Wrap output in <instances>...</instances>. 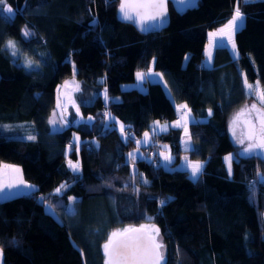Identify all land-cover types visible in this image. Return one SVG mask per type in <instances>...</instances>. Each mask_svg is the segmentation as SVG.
<instances>
[{
    "label": "trees",
    "instance_id": "16d2710c",
    "mask_svg": "<svg viewBox=\"0 0 264 264\" xmlns=\"http://www.w3.org/2000/svg\"><path fill=\"white\" fill-rule=\"evenodd\" d=\"M118 3L0 5V164L19 166L23 180L35 187L32 198L0 201L4 264H105L111 233L142 224L159 229L163 264H264V159H232L230 173L223 161L237 149L227 134L230 117L256 103L245 82L257 81L264 90V0H198L183 14L168 3V25L147 34L118 19ZM237 7L243 14L234 33L238 56L218 46L209 70L198 69L207 31L223 25ZM150 64L175 77L180 101L202 119L189 124L188 135L204 140L211 152L181 149L179 129L136 144L154 122L176 117L159 83L123 89ZM69 78L79 82L74 101L91 121L52 130L56 88ZM258 106L264 111V104ZM161 144L171 148L170 167H162L153 150ZM181 157L203 165L198 178L177 166ZM68 159L78 160L77 173Z\"/></svg>",
    "mask_w": 264,
    "mask_h": 264
},
{
    "label": "snow or ice",
    "instance_id": "6c2138e0",
    "mask_svg": "<svg viewBox=\"0 0 264 264\" xmlns=\"http://www.w3.org/2000/svg\"><path fill=\"white\" fill-rule=\"evenodd\" d=\"M5 0H0V5H3ZM166 5L164 0H150V2H142V0H137V2H130V0H121L120 4V13L121 18L124 20L139 22L142 26L146 21H156L159 17L163 21L165 16ZM0 11H3V8H0ZM7 12L10 15H14L13 9L11 7L7 8ZM243 14L241 13L239 7L235 9V13L232 17V20L225 26V28L220 29L221 35H227L229 40H231L232 33L242 27ZM25 36H28L29 33L25 32ZM216 33H211L210 36H215ZM219 43V42H217ZM233 48L235 44L233 43ZM9 47H14V44L10 41ZM15 55V53H13ZM211 53H209V57ZM137 77L140 80L144 79L143 73H137ZM247 83V82H246ZM250 93L254 91L253 85L248 84ZM257 97L261 104H264V90H260L257 93ZM107 98V97H106ZM181 108H187V105H181ZM78 111V109H77ZM250 111L256 112V120L259 122V128L257 129L256 125L253 124L250 120L247 122L249 126L247 139L251 141L240 153L241 155H251L255 150H264V111H261L256 107L255 104L251 106ZM55 115V114H54ZM211 115V111H209ZM243 115V113H241ZM51 123L55 124L56 121L52 120ZM175 126H179V121ZM162 130H167V125L163 127ZM185 131L187 128L185 126ZM121 132H124V126L121 125ZM235 135V131H233ZM145 143L148 139V133L144 134ZM33 139V137H29ZM139 143V142H137ZM239 143L244 144V139H240ZM187 147V145H186ZM163 155V153H161ZM131 159H135L136 156L133 153L129 154ZM173 158L171 155H164V160L171 162ZM187 160V157L184 158ZM226 160L229 161V170L231 167V156L226 157ZM73 171L78 170V165L71 164ZM191 168V175L193 178H198L199 174L202 172L203 165L199 162L189 163L188 165ZM8 168V166H5ZM11 173H19L20 169L12 168L10 169ZM14 178H10L9 172H5L4 180L0 181V192L5 190H10L12 188L18 187L19 185L13 182ZM147 183V181H143ZM20 184L23 181H19ZM26 187H32L27 186ZM64 185H61L60 188L56 189L57 193L61 192V189L64 188ZM164 201H161V204H164ZM51 211V209H49ZM155 233V234H153ZM159 235V229L153 228L150 232L145 231L143 226L140 229H124L121 231H114L111 233V236L107 243L104 245L105 254L108 257L106 264H163L165 257L162 255L160 249L163 247L162 244L157 242L156 237Z\"/></svg>",
    "mask_w": 264,
    "mask_h": 264
},
{
    "label": "crops",
    "instance_id": "0c3cea01",
    "mask_svg": "<svg viewBox=\"0 0 264 264\" xmlns=\"http://www.w3.org/2000/svg\"><path fill=\"white\" fill-rule=\"evenodd\" d=\"M234 13H235V10L233 11L232 16L234 15ZM242 24H243V22H242ZM222 28H225V26L217 27L215 29H211V30L207 31V33H206V41H205V44L203 47V59H202L203 69H202V71L207 72L209 70V68L211 67V64L213 61L214 50L218 46H225L228 49L231 57L236 58L238 56L236 45H235V48H233V46H232L233 41H234V33H232L231 40H229L228 36L226 38V35L220 34L219 30ZM211 33H216L217 35L210 36ZM217 42H219V43H217ZM234 44H235V42H234ZM209 53H211L210 57H209ZM185 64H186V60L183 62L182 67H185ZM137 73H143L144 79L143 80L138 79ZM154 73H156V74L160 73L163 76H161L159 79V78L155 77ZM147 82L159 83L164 94L166 95V97L169 99L172 106L174 107L175 114H176L175 119L172 121L161 122V123L160 122H154L153 123V127H154L153 132H155L156 134H160L163 132H167L170 129H179V130H181L180 139H179V147L181 149L189 150V149L195 148V149H198L200 152H204V151H202V149H203V146L205 145V141L200 140V139L195 138V137H190L188 135L189 124L194 123L196 121H200L202 119L196 118L193 115V113L191 112L190 108H188V107L187 108H181L180 107L181 105H186V104L180 101L179 87H178L177 82L175 81V77L172 76V74L154 71L152 69V64H150V66L147 70L136 72L134 75L133 83L129 84V85L128 84L124 85L123 89L126 90V89H130V88H136L139 91H143L144 85ZM63 84H65V86L62 89ZM248 84L253 85L254 91H252L251 93L249 91V88L247 87ZM57 87H58V91L55 93L56 103H55V107H54V110H53L51 118H50V121L55 120L56 123L53 124L50 122V125L52 124V126L55 130H60L62 128H67L69 125L75 126V125H78L80 123H84V121L90 122L91 121L90 118H87V117L83 118L81 116L79 110L77 111L78 107L74 101V95L80 89L79 82L74 78H69V79L65 80L64 82L60 83ZM59 87H61L62 91L59 90ZM56 90H57V88H56ZM260 90H261V88H260L257 81H255L253 83L247 82V84H245V91L249 94H252L256 100V103H254V102H251V103H254L257 106L261 102L259 101L258 97H256L255 94H256V92H258ZM171 94L176 99L177 106H178L177 108H175V105H173V103H172ZM101 95H102V97L106 98L104 91L101 92ZM178 121H179V126H175ZM165 125H167V130H162ZM185 126L187 128V132L185 131ZM188 137H190V138H188ZM73 139L77 140V137L74 136ZM150 139H151V132L148 133V139H147L146 143H145L144 134L140 138H138L137 142H139V144H141V145H145V144H148L150 142ZM182 140H183V143H182ZM186 145H187V147H186ZM153 150H154L158 160L161 162V164H167L168 167H170L171 164L174 162V157L171 153V148L169 145L161 144V145H158ZM210 150L211 149H209L205 153L211 152ZM69 151H70L69 149H66V153H68ZM161 153H163V155H161ZM164 155H171V157L173 159L171 160L170 163L164 160ZM184 158L185 157H181L177 166L179 168H181L182 170L187 171L188 174L193 178V176L191 175V168L188 165L190 162L196 163L198 161H188V160H185ZM70 162H71V164L78 165L77 171H73L72 167L70 166ZM66 165L71 171H73L75 173H77L79 171L78 160L68 159L66 161ZM5 166H8V168H6ZM10 169H11V167L9 165H3V163L0 164V181L4 180L5 172H9V176H10V178H12ZM25 185L32 186V187H26ZM34 189H35V187L33 185L24 181L18 187L12 188L10 190H5L4 192H0V201L6 200L8 198L15 197L18 195H22V194L24 195L26 193L32 192ZM47 212L51 214L52 211L47 209Z\"/></svg>",
    "mask_w": 264,
    "mask_h": 264
},
{
    "label": "rangeland",
    "instance_id": "374dc122",
    "mask_svg": "<svg viewBox=\"0 0 264 264\" xmlns=\"http://www.w3.org/2000/svg\"><path fill=\"white\" fill-rule=\"evenodd\" d=\"M6 9V13L8 14L7 12V7H5ZM4 9V10H5ZM10 15V14H8ZM11 16V15H10ZM233 17V16H232ZM232 17L229 18L223 25H221L220 27L222 26H226L231 20H232ZM238 30V29H237ZM236 31V30H235ZM235 31L233 33H235ZM226 38H227V35H226ZM234 43V41H233ZM155 77L156 78H159L163 75H161L160 73L156 74L154 73ZM155 78V79H156ZM133 83V82H132ZM130 83V84H132ZM245 84H247L245 82ZM129 85V84H128ZM65 84L62 85V89L64 88ZM61 87H59V90L62 91ZM58 91V87H57V90L56 92ZM257 93V92H256ZM256 97H257V94H255ZM171 99H172V103L173 105H175V108H177V102H176V99L172 96L171 94ZM254 103H247L245 106H242L240 109H237L234 114H232V116L230 117L229 119V122H228V125H227V134H228V137L230 139V141L237 146V149H236V153H231V154H227L224 156L223 158V161L225 163V167H226V170L227 172H231V167H230V170H229V161L226 160V157H229L231 156V160L232 159H237L238 157H258V158H261V159H264V150H255L253 154L251 155H241L240 153L242 152V150L247 146L248 143H250L251 141H249L247 139V135H248V130H249V126H248V121L250 120L253 124L256 125L257 129L259 128V122L256 120V112L255 111H250L251 109V106L253 105ZM256 105V104H255ZM256 107L258 109H260L257 105ZM241 113H243V115H241ZM50 123V121H49ZM51 129L52 130H55L52 126V124L50 125ZM117 127V125H116ZM233 131H235V135H233ZM152 133H155V132H151V136H152ZM190 138V137H188ZM240 139H244V144H241L239 143V140ZM182 143H183V140H182ZM139 146H142L141 144L138 143ZM146 145V144H145ZM203 150L206 151L203 147ZM202 150V151H203ZM152 162V161H151ZM154 163V162H152ZM3 165H9L12 168H18L20 169L19 166L15 165V164H9V163H3ZM162 167H168L167 164H162ZM131 171H134V167L131 166ZM11 176L12 178H14L13 182L17 183L18 185H20L19 181H23V177H22V173H21V169H20V172L19 173H11ZM260 179L264 180V170L263 172L260 174ZM24 182V181H23ZM72 200L70 201L69 203V206H68V210L69 211H72ZM141 226H143L144 228H146V230L148 232H150L154 227L148 225V224H142ZM124 229H127V228H124ZM155 234V233H153ZM157 239V242L160 243V238L159 236L156 237ZM162 250V249H161ZM77 264H81V263H77Z\"/></svg>",
    "mask_w": 264,
    "mask_h": 264
},
{
    "label": "water",
    "instance_id": "95a60500",
    "mask_svg": "<svg viewBox=\"0 0 264 264\" xmlns=\"http://www.w3.org/2000/svg\"><path fill=\"white\" fill-rule=\"evenodd\" d=\"M130 2H137V0H130ZM142 2H150V0H142ZM164 2H165L166 7L164 9L165 16H164L163 21H161V19L158 17L156 21L148 20L142 26L139 22L124 20L121 18V13L119 11L121 0H119V3H118L117 16L121 22L132 26L140 34L158 33L161 30H163L169 23L168 3L171 5L174 12H176L177 14H183L185 11L195 8L198 0H164ZM129 228L140 229L141 226H133ZM144 230L147 231L146 228H144ZM160 251L162 253L161 249ZM107 259L108 257L106 256L105 250H104L105 264H106ZM0 264H4V256L1 250H0Z\"/></svg>",
    "mask_w": 264,
    "mask_h": 264
},
{
    "label": "built area",
    "instance_id": "2783aa9c",
    "mask_svg": "<svg viewBox=\"0 0 264 264\" xmlns=\"http://www.w3.org/2000/svg\"><path fill=\"white\" fill-rule=\"evenodd\" d=\"M202 66H203V61H202L197 67H198V69L202 70V69H203ZM106 113H107V112H105L104 110L101 111L102 116H105ZM108 117H109V119H111V118H110V115H109ZM70 145H71V143L68 142V147H69ZM144 151L148 153V152H149V146H145ZM149 157L151 158V161L154 162V164L157 163V159L154 157L153 154H150ZM26 195H27L28 197H31V198L34 196V194H32V192H29V193H27ZM35 199H36V200H42V199H43V195H41V194H36V195H35Z\"/></svg>",
    "mask_w": 264,
    "mask_h": 264
},
{
    "label": "bare ground",
    "instance_id": "6f19581e",
    "mask_svg": "<svg viewBox=\"0 0 264 264\" xmlns=\"http://www.w3.org/2000/svg\"><path fill=\"white\" fill-rule=\"evenodd\" d=\"M138 145V143H136ZM139 146V145H138Z\"/></svg>",
    "mask_w": 264,
    "mask_h": 264
}]
</instances>
